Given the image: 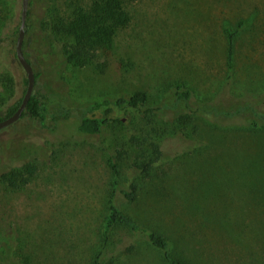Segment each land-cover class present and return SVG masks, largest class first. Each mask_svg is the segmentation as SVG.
<instances>
[{"label":"rangeland","instance_id":"obj_1","mask_svg":"<svg viewBox=\"0 0 264 264\" xmlns=\"http://www.w3.org/2000/svg\"><path fill=\"white\" fill-rule=\"evenodd\" d=\"M95 1L49 0L36 34L48 52L25 35L41 117L0 131V264H92L103 248L110 156L122 188H139L134 202L118 194L116 204L165 235L175 254L191 264H264V130L216 124L231 119L222 110L264 115V0H121L127 22L92 29L97 57L82 67L67 61L64 44ZM228 29L239 30L232 69ZM17 39L0 22V119L27 89ZM178 85L192 91L189 102L178 100ZM140 91L145 107L114 105ZM83 116L111 122L82 135ZM159 142L165 156L145 177L139 167ZM28 164L37 173L26 186L2 179ZM102 264L167 263L145 237L116 228Z\"/></svg>","mask_w":264,"mask_h":264},{"label":"trees","instance_id":"obj_2","mask_svg":"<svg viewBox=\"0 0 264 264\" xmlns=\"http://www.w3.org/2000/svg\"><path fill=\"white\" fill-rule=\"evenodd\" d=\"M129 2H136V0H128ZM49 0H30L28 18L26 23V36L27 39L30 36H36V42L45 50L47 45L43 43L37 37V33L41 31L42 19L45 17V14H49L50 11ZM21 13H22V1L17 5H9L6 0H0V22L3 25L11 27L12 39H17L19 34V28L21 25ZM127 14L125 13L124 8L122 7L121 0H96L92 6L90 13L84 14L80 9L78 11V19L75 23L72 33L75 35V41L73 43H65V55L66 59L70 63H76L82 67L86 66L90 61H93L97 57V46L96 42L92 40V29L97 33L106 32L111 29V27H119L127 22ZM243 27V24L240 25ZM239 34V30L232 31L227 30L228 40H229V68L233 67V55L235 40ZM28 46V40L25 41L24 47ZM48 52V49H46ZM25 54V50H24ZM17 56V55H16ZM26 56V54H25ZM27 58V56H26ZM29 63L32 65L31 61L27 58ZM36 83L40 78V74H36ZM232 79V75L228 76V80ZM0 78V82H1ZM28 84L27 79L25 80ZM176 96L179 101L189 102L192 98V91L189 89L184 90L182 85L177 86ZM23 99L19 100L14 104L8 111L7 115L4 118L0 119L4 121L5 119L11 117L20 107ZM148 103V96L145 92H136L128 98H120L115 100L114 105L117 107H129V108H142L145 107ZM41 98L36 93H33L32 98L30 99L27 109L24 112L22 118L32 117L39 118L41 117ZM103 104L97 103L95 107L99 108ZM222 110V109H221ZM248 110H250L248 112ZM111 110L106 111L110 113ZM222 114L227 115L228 120H219V123L216 122L219 126L228 127L227 131L233 130L235 127L240 128H250L253 130H264V115L256 112L253 108L239 109L235 113H225L222 110ZM248 112V113H246ZM246 113V114H245ZM239 118V119H237ZM238 121H243L237 123ZM111 122L107 116L102 118L87 117L83 116L78 124V134L82 135H99L102 133L104 127H106ZM118 124H123L121 119H117ZM247 124V125H246ZM155 157L147 161H144L139 167L140 171L145 177H148L152 171V168L157 164L162 156H165V151L163 144H153ZM110 167L114 174V180L112 182V192L109 197V211L108 215L104 220L103 234H102V250L100 249L96 255H94L92 264H102V256L105 254L106 247L109 244L110 236L116 228H123L131 233L140 235L146 238L149 246L156 250L162 260L167 264H191L188 259H185L172 250L170 240L163 234L150 230L141 224L134 216L126 212L123 208L116 204V196L121 195L125 201L134 202L137 199L138 185L132 183L130 189L122 188L119 177L121 173L120 166L116 162L115 158L109 157ZM118 160L122 159V154L118 153ZM37 173V167L33 164H28L23 167V169H18L11 171L9 173H4L2 179L7 183L10 188L19 189L26 186L30 179L34 177ZM134 248H129V253L133 252ZM9 257H6L5 260L8 261Z\"/></svg>","mask_w":264,"mask_h":264},{"label":"water","instance_id":"obj_3","mask_svg":"<svg viewBox=\"0 0 264 264\" xmlns=\"http://www.w3.org/2000/svg\"><path fill=\"white\" fill-rule=\"evenodd\" d=\"M29 4H30V0H22L21 25L19 28V34H18L17 46H16L17 58L27 75V81H28L27 89L23 101L20 107L18 108V110L11 117L0 122V131L11 125H14L22 118L24 112L27 109V105L29 101L33 96L35 89V84H36L35 71L33 66L27 60L23 50L24 40L26 35V23L28 18Z\"/></svg>","mask_w":264,"mask_h":264}]
</instances>
